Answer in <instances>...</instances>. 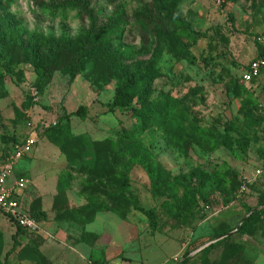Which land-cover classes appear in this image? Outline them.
<instances>
[{
  "label": "rangeland",
  "instance_id": "1",
  "mask_svg": "<svg viewBox=\"0 0 264 264\" xmlns=\"http://www.w3.org/2000/svg\"><path fill=\"white\" fill-rule=\"evenodd\" d=\"M166 2L0 0V162L31 142L45 214L0 213V264H264V0Z\"/></svg>",
  "mask_w": 264,
  "mask_h": 264
},
{
  "label": "built area",
  "instance_id": "2",
  "mask_svg": "<svg viewBox=\"0 0 264 264\" xmlns=\"http://www.w3.org/2000/svg\"><path fill=\"white\" fill-rule=\"evenodd\" d=\"M217 6H222L227 0H213ZM264 66L262 59L251 61L247 68L242 71L241 79L244 83L249 84L253 79L260 75V71ZM32 151L31 142L27 141L13 147V150L3 162H0V213L6 219H10L16 223L21 229L28 232L36 231L38 223L24 212L15 196L28 183L26 180H18L8 184L9 176L11 175L14 166L18 160L27 157ZM260 174V170L255 171V177ZM114 264H121L115 262Z\"/></svg>",
  "mask_w": 264,
  "mask_h": 264
},
{
  "label": "trees",
  "instance_id": "3",
  "mask_svg": "<svg viewBox=\"0 0 264 264\" xmlns=\"http://www.w3.org/2000/svg\"><path fill=\"white\" fill-rule=\"evenodd\" d=\"M153 1H155L156 3H158L164 9H170V6L167 4L166 0H153ZM224 5H225V3L222 6H224ZM9 31H11V33H13V30H9ZM101 41H102L103 44H105V42H104L103 39H101L100 42ZM137 52L138 51H135V53H137ZM257 59H263V61H264V58H257ZM247 66H246V68H247ZM35 72H36L37 76L41 80L42 77H43V73H44V65H36L35 66ZM136 85L131 82L130 87H135ZM119 94H121L120 93V90H119ZM120 96H122V95H120ZM157 111H158V109H156V107L151 104V101L143 93H141V95L139 96L136 107L131 109L132 115L135 116V117H140V118H151V117H153L157 113ZM85 112H86L85 107H79L75 112L70 113V114H66L63 118L68 119L72 115H76V116H79L80 118H83L85 116ZM51 130H53L54 132H56L59 135H64L66 133L65 125H62L60 123L55 124V126H53L51 128ZM246 145H247V142H245L244 147ZM137 209L150 221L151 227L152 228H155L156 227V224H157V220H156V215H155L154 211L153 210H144L142 208H137ZM262 211L264 212V209H262ZM260 214H261V211H259V212L258 211L250 212L243 219L240 227H242V228L245 227L255 217L260 216ZM29 216L31 218H33L36 222L38 220L45 219L44 212H36L35 213V216H32L30 214H29ZM8 222L11 225H13L17 231L18 230H23L24 232H28V231H26L24 229H21L12 220L9 219ZM13 245H15V241H14ZM182 263H183V260L180 261V262H178L177 264H182ZM95 264H98V263H95Z\"/></svg>",
  "mask_w": 264,
  "mask_h": 264
},
{
  "label": "crops",
  "instance_id": "4",
  "mask_svg": "<svg viewBox=\"0 0 264 264\" xmlns=\"http://www.w3.org/2000/svg\"><path fill=\"white\" fill-rule=\"evenodd\" d=\"M260 72H261V71H260ZM260 75H261V73H260ZM260 75H259L257 78L253 79L250 83H252V82H254V81L258 82V80H259V78H260ZM243 83H244V82H243ZM244 84H246V83H244ZM30 155H31V153H30L27 157H25V158H23V159H26V158L30 157ZM22 161H23V160L20 159V160H18V162H16V164H15V166H14V169H13L11 175L9 176L8 184L10 185V184H12V182H14V181H18V180H26V181L28 182V183L24 186V188L18 192V194L15 196V198H16V200H17V202H18L20 208H21L24 212H26L27 214H29V213H28V208H26V206L24 205V200L26 199V198H25L26 195H28V194H27V191H28L32 186H34V185H33L32 180H31L30 178L25 177V176H27V175L25 174V172H31L30 169L23 168L24 170H21L20 172H19V170H17L16 165L20 164V162H22ZM25 161H26V160H25ZM26 163H27V162H26ZM24 175H25V176H24ZM35 180H37V178H36ZM42 195H43V196L46 195L45 191L42 192ZM51 199L53 200V197H52V198H51V197H50V198L46 197V201H45V202H46V206H48L49 203H51Z\"/></svg>",
  "mask_w": 264,
  "mask_h": 264
}]
</instances>
